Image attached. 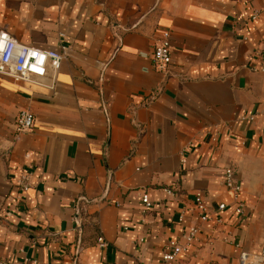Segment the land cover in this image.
<instances>
[{
	"label": "crops",
	"instance_id": "1",
	"mask_svg": "<svg viewBox=\"0 0 264 264\" xmlns=\"http://www.w3.org/2000/svg\"><path fill=\"white\" fill-rule=\"evenodd\" d=\"M159 30L170 35L166 74L151 66ZM0 31L66 49L40 84L0 74V261L238 264L241 251L259 253L264 72L251 69L264 57V0H0ZM23 110L34 125L17 134ZM225 168L240 187L241 216ZM22 172L32 188L20 194ZM197 194L222 223L200 222ZM191 226L187 252L162 261Z\"/></svg>",
	"mask_w": 264,
	"mask_h": 264
},
{
	"label": "built area",
	"instance_id": "2",
	"mask_svg": "<svg viewBox=\"0 0 264 264\" xmlns=\"http://www.w3.org/2000/svg\"><path fill=\"white\" fill-rule=\"evenodd\" d=\"M256 14L254 13V17ZM253 17V18H254ZM66 54L65 47H60L58 51L40 50L32 46L19 44L7 32L0 31V74L8 76L14 84L21 82L30 84H40L39 80L47 76L48 71L55 74L59 69L62 60ZM171 64L170 55V35L166 30H159L155 34L151 51V66L154 71L160 74H166ZM252 71L264 72V57L260 59L259 65L252 68ZM250 121L252 118L249 119ZM34 125V116L29 111H20L15 118V132L17 134L29 133ZM223 186L233 201L232 214L241 216L243 214L244 202L240 195V187L235 181V175L232 169L223 170ZM16 188L20 194L27 193L31 188V175L28 172H22L16 179ZM170 194L169 191H167ZM20 198H17L19 202ZM195 210L199 214L201 223L213 222L222 223V219L214 215V211L204 203L200 194L194 198ZM142 213H146L152 208L148 196L143 194L141 197ZM226 205L220 204L215 213H222ZM182 213L178 215L177 220L181 222ZM123 230H126L124 227ZM197 230L195 227H189L187 233L182 237V241L171 240L166 244L161 258L164 262H174L176 259L187 252L188 246L195 240ZM143 240H139L142 243ZM97 245L100 249L107 247L106 242L101 236L97 237ZM0 264H7L0 261ZM238 264H264V247L257 254L241 251L238 255Z\"/></svg>",
	"mask_w": 264,
	"mask_h": 264
}]
</instances>
